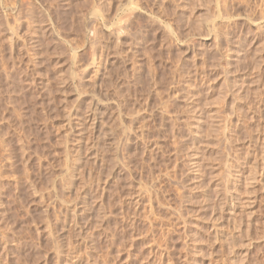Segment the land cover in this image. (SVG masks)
<instances>
[{"label":"rangeland","instance_id":"rangeland-1","mask_svg":"<svg viewBox=\"0 0 264 264\" xmlns=\"http://www.w3.org/2000/svg\"><path fill=\"white\" fill-rule=\"evenodd\" d=\"M0 264H264V0H0Z\"/></svg>","mask_w":264,"mask_h":264},{"label":"bare ground","instance_id":"bare-ground-1","mask_svg":"<svg viewBox=\"0 0 264 264\" xmlns=\"http://www.w3.org/2000/svg\"><path fill=\"white\" fill-rule=\"evenodd\" d=\"M32 3H33V2H32ZM32 3H31V4H32ZM134 3H135V2H134ZM136 3H137V2H136ZM136 3H135V4H136ZM29 4H30V3H29ZM135 4H133V5L135 6ZM137 5H138V4H137ZM134 6H133V7H134ZM138 6H139V5H138ZM130 8H131V7H130ZM137 8H138V7H137ZM137 8H135V9H137ZM128 11H129V10H128ZM128 11H127V12H128ZM130 11H131V9H130ZM132 11H134V9H133ZM132 11H131V12H132ZM40 12H41V11H40ZM128 13H129V12H128ZM132 13H133V12H132ZM134 13H135V11H134ZM15 14H16V13H15ZM131 16H132V15H131ZM127 18H128V17H127ZM131 19H132V18H131ZM152 19H153V18H152ZM153 20H154V19H153ZM153 20H152V21H153ZM125 21H126V20H125ZM123 23H124V22H123ZM129 24H130V23H129ZM118 27H119V26H118ZM74 55H75V54H74ZM242 86H243V85H242ZM240 87H241V86H240ZM238 88H239V87H238ZM94 119H95V118H94ZM212 125H213V124H212ZM214 127H215V126H214ZM216 131H217V130H216ZM134 133H135V132H134ZM240 172H241V171H240ZM250 172H251V171H250ZM237 184H238V183H237ZM228 186H229V185H228ZM229 188H230V187H229ZM227 190H228V187H227ZM228 197H229V196H228ZM226 198H227V197H226ZM229 198L233 199V198H236V197L233 196V195H231ZM230 201H231V200H230ZM231 203H232V202H231ZM233 204H234V203H233ZM231 208H233V206H232ZM230 211H231V210H230ZM232 211H233V210H232ZM234 213H235V212H234ZM72 215H73V214H72Z\"/></svg>","mask_w":264,"mask_h":264}]
</instances>
